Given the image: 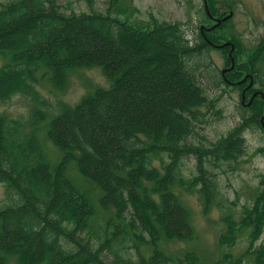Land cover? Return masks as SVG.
<instances>
[{
    "label": "trees",
    "instance_id": "1",
    "mask_svg": "<svg viewBox=\"0 0 264 264\" xmlns=\"http://www.w3.org/2000/svg\"><path fill=\"white\" fill-rule=\"evenodd\" d=\"M85 1L88 11L68 12L59 0H0V102L23 95L34 105L26 120L0 113L6 194L0 264H243L248 255L251 264H264V241L257 244L264 232V175L241 219L225 216L220 241L234 245L246 232L243 255L209 263L194 247L177 246L197 235L183 192L199 193L208 213L218 195V175L208 165L235 169L247 152V131L263 130L264 100L257 96L242 105L249 115L225 135H199L219 114V98L208 94L201 65L190 62L213 48L227 53L229 46L216 45L231 41L236 65L214 75L215 82L243 87L238 82L249 73L264 91V35L249 59L239 61L240 40L219 34L233 16L211 30H190L155 15L138 22L139 9L127 0H109L106 11ZM207 1L211 15L227 14L218 0ZM95 66L109 87H93L74 105L62 103L54 116L43 110L49 105L37 86L47 77L52 90L64 93L72 72ZM45 142L59 152L56 162ZM188 157L196 160L189 177L182 169Z\"/></svg>",
    "mask_w": 264,
    "mask_h": 264
},
{
    "label": "rangeland",
    "instance_id": "2",
    "mask_svg": "<svg viewBox=\"0 0 264 264\" xmlns=\"http://www.w3.org/2000/svg\"><path fill=\"white\" fill-rule=\"evenodd\" d=\"M109 0H96V8L106 11ZM63 10L71 12L88 11L85 0H59ZM233 9L234 15L230 24L223 28L227 37L223 40H231L232 35L236 36L241 42V48L238 49V60H248L251 51L257 46L259 39L264 35V0H218L221 12H230L225 6ZM127 5L136 6L139 11L133 18L138 22H148L151 15H155L162 21H182L187 29H196V27L206 24L213 25L214 21L209 20L204 12L203 0H127ZM223 5L225 7H223ZM189 22V23H188ZM218 49H212L210 54L198 56L191 60V64H200L199 75L204 81L208 94L218 97L216 108L220 111L210 116V123L204 125L203 129L198 128V134L207 139L215 140L221 135H225L230 129L234 128L240 120L249 115V111L242 107V88L235 85L220 84L219 79L214 80L213 76L228 66L226 56ZM3 60L0 59V66ZM42 85L37 86L43 98L48 102V107H43L49 116H54L60 112L62 103L71 105L76 104L80 98L89 93L93 87L110 86V80L104 75L100 67L81 68L71 73L68 89L64 92L52 90L48 77ZM219 84V86H218ZM261 89L260 84H256ZM33 102L26 96L16 95L9 102H0V113L7 112L10 116L28 119L33 109ZM244 106V105H243ZM45 123L40 130V139L44 141ZM246 143L247 152L235 165V169L226 164L221 168L208 165L213 172L217 173L218 195L215 203L208 213H205L199 193L183 192L185 201L193 209L194 224L196 228V238L188 244L179 243V247H194L203 261L211 263L212 261L224 258L227 253L233 256L243 255L249 241L247 233H240L237 242L229 245L228 242L220 241L222 233L226 232L228 222L225 216L232 215V219L239 221L242 216V206L252 197L254 188L258 187L261 175H264V131L260 128H251L247 133ZM199 138V136H196ZM48 157L52 162L59 158V152L56 147L45 142ZM48 144V145H47ZM196 160L194 157H188L182 167L186 176L196 173ZM6 197L5 187L0 183V201ZM264 241V232L258 239L257 244ZM188 245V246H187ZM174 248V247H173ZM253 256L244 257L243 264H251ZM203 264V263H202ZM223 264H229L224 261Z\"/></svg>",
    "mask_w": 264,
    "mask_h": 264
},
{
    "label": "water",
    "instance_id": "3",
    "mask_svg": "<svg viewBox=\"0 0 264 264\" xmlns=\"http://www.w3.org/2000/svg\"><path fill=\"white\" fill-rule=\"evenodd\" d=\"M203 1H204L205 10H206L207 13L209 14V16H211V17L214 19V21H215V24H214V25H212L211 27L206 28L207 30L214 29L215 27L219 26L223 21H226L227 19H229V18L233 15V11H230V12H229L226 16H224L223 18H220V17H214V16L211 15V13H210L209 5H208V1H207V0H203ZM204 28H205V25H202V26H201V29H202L203 31H204ZM216 46H222V47H224V46H229V47H230L229 52H228V55H229V57H230V59H231V65H230V67H229L228 69H223V70H222V73L225 74L227 70H231V69H233V68L235 67V65H236V60H235V57H234V55H233V51H234V49H235V46H234V44H233L231 41H225V42H223L222 44H220V45H216ZM247 77H251V82H250L249 86H252V85H253V78H252V75H250V74L246 75V76H245L242 80H240L239 82H240V83L244 82V81L247 79ZM257 94H260L261 97H262L263 100H264V92H263V91H261V92H255L254 95L252 96V98L248 101L247 105H249V104H251V103L253 102L254 97H255ZM242 102L245 103V102H244V95H243V97H242ZM261 124H262L263 129H264V114L261 116Z\"/></svg>",
    "mask_w": 264,
    "mask_h": 264
},
{
    "label": "flooded vegetation",
    "instance_id": "4",
    "mask_svg": "<svg viewBox=\"0 0 264 264\" xmlns=\"http://www.w3.org/2000/svg\"><path fill=\"white\" fill-rule=\"evenodd\" d=\"M229 66H226L224 67L223 69H228ZM249 73L245 74L242 78H244L246 75H248ZM241 78V79H242ZM230 82V81H228ZM251 82V77H247V79L242 82L243 84V88H242V96H241V100H242V97L244 95V105L246 106L247 102L252 98V96L254 95L255 92H261L263 91L262 89H259L256 84L254 83V80H253V85L252 86H249ZM230 83H233V82H230ZM264 92V91H263ZM257 96H260V94H257L254 99L257 97Z\"/></svg>",
    "mask_w": 264,
    "mask_h": 264
}]
</instances>
